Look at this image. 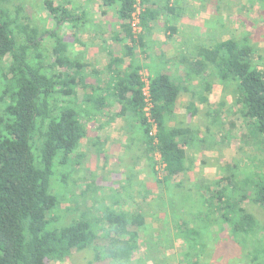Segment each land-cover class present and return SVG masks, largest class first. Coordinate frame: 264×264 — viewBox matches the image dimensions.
<instances>
[{
    "label": "trees",
    "instance_id": "16d2710c",
    "mask_svg": "<svg viewBox=\"0 0 264 264\" xmlns=\"http://www.w3.org/2000/svg\"><path fill=\"white\" fill-rule=\"evenodd\" d=\"M142 1V30L135 39L130 26L133 0H102L103 14L116 7L119 28L110 36L105 69L96 70L88 68L76 37L66 29L68 24L80 26L87 13L62 0H43L51 21L46 26L35 23L22 3L0 0V264H50L87 248L94 264H146L145 258L140 260L147 222L139 207L127 211L103 203L98 214L79 212L65 224L57 210L67 179L85 157L82 146L87 141L97 146L98 155L104 152L102 129L117 118L140 131L137 137L128 133L125 149L141 145L161 162L157 183L175 184L188 169L185 161L192 148L210 149L216 138H231L221 119L223 101L206 110L203 129L182 121L176 113L182 91L191 96L185 108L194 116L198 110L193 101H207L211 79L225 88L230 85L232 103L248 134L264 136V68L254 64L249 34L197 44L191 60L184 56L181 61L186 70L154 68L145 99L141 71L149 66L144 63V37L150 22L162 11L172 15L176 5ZM125 56L129 61L119 68ZM192 74L200 75L196 88L188 81ZM251 176L245 183L243 177L235 182L222 176L203 184L195 211L175 224L186 244L183 262L264 264V224L243 206L248 200L264 208V181L255 171ZM212 234L214 243L208 242ZM245 242L250 248L242 256Z\"/></svg>",
    "mask_w": 264,
    "mask_h": 264
},
{
    "label": "rangeland",
    "instance_id": "374dc122",
    "mask_svg": "<svg viewBox=\"0 0 264 264\" xmlns=\"http://www.w3.org/2000/svg\"><path fill=\"white\" fill-rule=\"evenodd\" d=\"M13 1L15 4L22 3L24 11L35 23L51 25L48 12L43 9V0ZM73 1L76 4V0ZM212 2L214 6L211 9L213 11L211 22L214 26L208 32L209 40L203 43L213 44L227 38L239 40L249 34L255 45L254 64L264 68V0H212ZM150 75L148 70L142 69L143 79ZM198 78L200 75L192 74L189 79ZM214 84L216 86L206 93L207 101L199 104L197 110L200 112L197 111L194 116L186 112L183 104L188 102L189 96L185 94L181 96L183 106L176 113L182 121L191 123L193 128L203 129L206 124V110L216 108L218 102L223 101L221 119L225 120V133L228 132L231 138L225 139V142L216 138L217 142L210 144L212 147L210 149L192 148L185 161L187 171L176 177V183L179 182V185L173 182L157 183L156 178L161 177L162 173V164L157 161V157L149 155L141 145L130 143V148L126 150L125 141L118 142L122 130L129 129L130 132L134 129L127 128L129 125L118 118L117 122L102 129L101 137L105 139L102 145L104 152L98 155L95 152L97 146L87 141L82 146L85 157L81 159L71 178L67 179V188L61 193L63 198L57 209L61 215L60 223H67L71 217L83 211H94L98 214L99 206L103 203L114 206L119 204L127 211L139 207L147 222L146 229L141 232L142 239L147 243L144 245L145 248L143 247L145 256H141L140 261L145 258L146 264H186L183 262L186 244L176 234L178 229L175 224L183 217L189 218L195 211L200 196L205 192L203 184L211 185L222 176L239 182L246 175L242 180L245 183L247 177H252V171L257 172L261 181H264V168H259L264 160V142L261 144L264 136L248 134V127L239 115L238 107L232 103L231 86L225 88L220 83ZM190 86L196 88L195 83ZM133 133V136L137 137L140 131ZM252 157L255 159L251 160ZM57 172L58 169L55 167L53 178L57 177ZM144 194L146 199L143 200ZM243 206L264 224V208L248 200ZM215 238L214 235H210L208 242L214 243ZM249 248L250 245L246 242L241 246L242 256ZM233 251L231 255L234 257ZM92 257V250L87 248L50 264H94Z\"/></svg>",
    "mask_w": 264,
    "mask_h": 264
},
{
    "label": "crops",
    "instance_id": "0c3cea01",
    "mask_svg": "<svg viewBox=\"0 0 264 264\" xmlns=\"http://www.w3.org/2000/svg\"><path fill=\"white\" fill-rule=\"evenodd\" d=\"M62 1L67 3L68 7L72 5L77 6V11L80 14L87 13L80 26L71 27L68 24L66 29L70 32L71 36L76 37L79 44L77 46L84 52V61L88 64V68L94 67L96 70L105 69L107 59L106 49L107 46L111 45L110 36L112 31H116L119 28L116 7H109L107 12L103 14L101 12V6H103L102 0H76V4L73 3V0ZM157 1L158 3H163L166 0H162V2L161 0ZM170 2L176 5L175 13L169 15L162 11L161 15L156 16L150 22L151 29L144 37V55H147L145 56L144 63L148 64V71L151 75H153L154 68L169 69L173 73L177 72L178 69L186 70L187 63L181 62L184 56V59L191 60L195 53L194 47L197 44L211 45L210 43L204 44L203 42L209 40L210 36L208 32L214 26L211 22V15L213 13L211 9L214 6L212 0H170ZM153 7L157 8L156 5H153ZM119 45L113 43V47H119ZM128 61V56H125L123 63L118 67L124 68ZM196 81L192 79V84H196ZM212 82L219 84V82L213 79ZM214 86L216 85L214 84ZM185 94H188L189 100H191L190 94L182 91L177 100V110L187 103L181 105V96ZM195 100L197 102L194 104L199 109V104H202V101H199L198 97ZM198 112L200 111L198 110ZM119 119L122 120L121 118ZM119 119H115L110 124L117 122ZM133 131L138 132L139 130L138 128H134L130 132L133 133ZM121 133L118 142H122L127 137L129 129L122 130Z\"/></svg>",
    "mask_w": 264,
    "mask_h": 264
},
{
    "label": "built area",
    "instance_id": "2783aa9c",
    "mask_svg": "<svg viewBox=\"0 0 264 264\" xmlns=\"http://www.w3.org/2000/svg\"><path fill=\"white\" fill-rule=\"evenodd\" d=\"M144 11V5L142 0H133V8L130 12V26L131 31L133 33V37L136 39L138 36V33L142 30L141 25V14ZM144 81V88L143 93L145 95V99L148 100V77L145 79L142 78ZM147 109V106L145 107ZM151 134L155 133V126L153 125L150 131Z\"/></svg>",
    "mask_w": 264,
    "mask_h": 264
}]
</instances>
